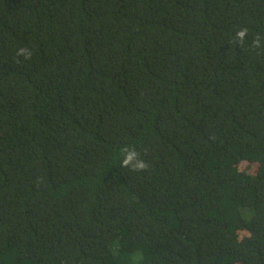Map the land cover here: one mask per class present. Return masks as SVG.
<instances>
[{"label":"trees","instance_id":"obj_1","mask_svg":"<svg viewBox=\"0 0 264 264\" xmlns=\"http://www.w3.org/2000/svg\"><path fill=\"white\" fill-rule=\"evenodd\" d=\"M137 254L264 264V0H0V264Z\"/></svg>","mask_w":264,"mask_h":264},{"label":"clouds","instance_id":"obj_2","mask_svg":"<svg viewBox=\"0 0 264 264\" xmlns=\"http://www.w3.org/2000/svg\"><path fill=\"white\" fill-rule=\"evenodd\" d=\"M248 35V28L242 27L235 32L232 39V44L243 47ZM261 37L257 35L251 42L252 48H261ZM17 56H23L25 60L30 59L32 51L26 47H21L17 51ZM119 166L120 168L128 169L130 172H143L148 169L149 164L142 157L137 148L133 145L125 144L119 148ZM143 257L137 254L134 257L135 264H143Z\"/></svg>","mask_w":264,"mask_h":264}]
</instances>
